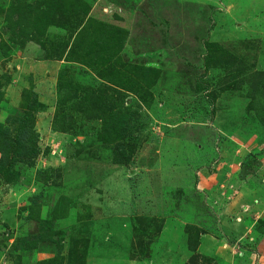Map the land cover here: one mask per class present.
Segmentation results:
<instances>
[{
	"label": "rangeland",
	"instance_id": "rangeland-1",
	"mask_svg": "<svg viewBox=\"0 0 264 264\" xmlns=\"http://www.w3.org/2000/svg\"><path fill=\"white\" fill-rule=\"evenodd\" d=\"M46 1L0 0V148H37L0 150V264H264L228 213L264 225V0H67L41 36Z\"/></svg>",
	"mask_w": 264,
	"mask_h": 264
},
{
	"label": "trees",
	"instance_id": "trees-1",
	"mask_svg": "<svg viewBox=\"0 0 264 264\" xmlns=\"http://www.w3.org/2000/svg\"><path fill=\"white\" fill-rule=\"evenodd\" d=\"M67 0H47L46 1V6L45 9L43 11V13L41 15H38V17H35V20L38 21V26L37 28H35V32L41 36H44L47 34L48 29L50 28V26L54 25L52 22V16H54V13L56 11H58V8H60V6L63 5V3H65ZM74 1L73 3L76 2V0H71V2ZM19 13H22V10L19 9V11H17ZM27 19H31L30 17H28ZM34 23V22H33ZM42 23V24H40ZM3 97V94L0 93V101ZM1 138L3 140V146L4 148H0V150L2 151H8L7 154V159L8 162L6 163L7 167H11L14 163L17 162L18 157L22 156V159H24L29 152H31L32 150V154L31 156L36 155L37 153V148H35V146L33 148H30V146L27 148V146L25 144H20L18 142L19 139H11V138H7L1 134ZM35 148V149H34ZM25 156V157H24ZM39 209H37V212L39 213ZM38 219V218H37ZM30 247V246H28Z\"/></svg>",
	"mask_w": 264,
	"mask_h": 264
},
{
	"label": "crops",
	"instance_id": "crops-1",
	"mask_svg": "<svg viewBox=\"0 0 264 264\" xmlns=\"http://www.w3.org/2000/svg\"><path fill=\"white\" fill-rule=\"evenodd\" d=\"M221 188H223L222 186H220ZM219 187V188H220ZM220 188V189H221ZM258 205V204H257ZM226 212V211H225ZM258 212H260V210H256V205H254V204H245V207H244V210H242V211H239V209H237L236 208V210H230V212H228L229 213V215H233L234 216V218L235 219H233V223H232V228L234 229V231H236V232H234L235 234H237V235H241V233L243 232V233H245L246 235H250V233L252 232V233H254V231H255V233L256 234H258V236L259 237H262V235H264V225L263 224H261L260 222H259V219L260 218H262V217H260V216H255V218H252V219H250V220H252V224L248 227V232L246 233V231H244L245 229H243L244 227H243V224H241V222H243V220H244V216H248V217H252V214H255V215H257L256 213H258ZM250 213V214H249ZM246 214V215H245ZM226 214H222L220 217H221V221H223V219H225V218H227V216H225ZM217 216V215H216ZM244 217V218H243ZM246 219V218H245ZM225 226V224H222V226H221V229H222V231H223V228H224V226ZM259 225V226H258ZM263 225V226H262ZM223 227V228H222ZM243 227V228H242ZM246 228V227H245ZM224 233V232H223ZM259 233H261V235L259 234ZM203 236V238H202V240H201V242H202V245L201 246H205L203 243L204 242H206V241H208L207 240V238L208 237H210V235L209 234H203L202 235ZM252 237V236H251ZM255 237V236H254ZM211 239H213V238H211ZM214 240V239H213ZM223 244H224V246H225V248L227 247V249H228V247L230 248V246L227 244V242L226 241H224V242H222ZM260 244V243H259ZM259 247V246H258ZM220 249H218L217 250V255H219V253L218 252H222L223 251V249L221 248V247H219ZM227 249H226V251H227ZM257 251L260 253L261 251H262V249H257ZM201 252V251H200ZM211 252L213 253V252H215L216 253V250L215 249H211ZM201 253H205L204 251L203 252H201ZM224 253V252H223ZM239 253H242V257L244 258V259H249V256L248 255H253L254 257H255V255H256V252H250L249 250H247V249H245V248H243V249H241L240 250V252ZM260 260V259H259ZM263 260H264V258H262L261 257V260H260V262L261 263H263ZM242 261H244V260H242Z\"/></svg>",
	"mask_w": 264,
	"mask_h": 264
}]
</instances>
